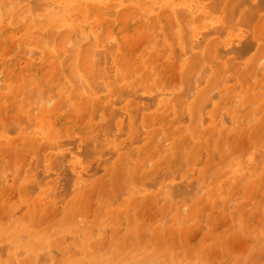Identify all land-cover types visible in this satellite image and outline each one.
I'll return each mask as SVG.
<instances>
[{"label": "rangeland", "instance_id": "1", "mask_svg": "<svg viewBox=\"0 0 264 264\" xmlns=\"http://www.w3.org/2000/svg\"><path fill=\"white\" fill-rule=\"evenodd\" d=\"M198 1L200 0H194L192 2V7L194 5H197L196 2ZM214 1L217 3L219 0ZM236 1L239 3V0H229V2H227L226 0V2L223 1L221 7L217 6L215 8V19L213 21V25L216 23H220L223 25L225 24L224 21L228 23V27H226L225 29L226 35H224L225 32L223 30L225 27L223 28L221 26L219 28H216L218 29V31H216L214 29L215 26L213 29H211L212 25L201 27L199 28V32L194 34L193 25L191 23L183 21L182 18L178 17L171 9L162 11V14H156L149 11L148 8H141L138 7V5H130V9L129 7L127 8V15L131 23L133 22L132 26H135L133 27V29L132 27L128 28L129 30H126L127 33L124 32L123 34L125 36V38L123 39L126 40V38H128L129 40L130 38V42L128 40L126 41L127 43L129 42V45L124 42L125 40H122V42L119 41L120 39L117 40L115 35H110L112 29L109 30L110 32L108 35L105 34L106 37L105 35L103 37V39L105 38L104 40H106V42H104L103 39H100L97 35H100V33L103 34L104 31H102L101 26L97 27V25L100 23L95 19V16L93 15L91 16L90 20L92 21L93 25L96 24L94 26V30H97L96 38H82L81 41L77 43L76 39L81 35H78L79 32L77 30L75 31L66 29L63 28V26L56 28V33L62 30L66 33L64 39L60 40L64 43H66L67 41V44H64L65 46L74 44V46L71 47H75L76 50H72L70 51V53H61L58 51V47H55V45H53L52 47V44L59 45L58 42H60L59 40L56 41L54 38L51 39L53 43H49L50 48L47 43L48 41L44 42L35 40L32 36V31L27 27L21 26V20L16 22V26L13 25L9 28H6V31L0 30V84L2 82L1 80H3V88L6 86V88L4 89L0 86V91L2 90L3 92H0V121L2 120V123L0 122V246H2L4 249L1 250L2 247H0V264H42L43 261L45 262L43 264H264V169H260L261 164L260 166L257 165L259 164L258 162H256L259 159L257 156L259 154L255 153L256 151L259 153L264 152V52H262L264 51L262 50L264 49V32L261 31V29L264 30V28H262L264 27V21H261L264 20V3H260V1L264 0L259 1L260 5L258 4L257 0H240L238 7L234 9ZM254 1L255 3H252ZM228 3H230L231 5L229 4V6H227ZM251 3L253 5H251ZM253 6L254 9L255 6L257 8H260L256 9L257 12L254 11V13H256V17L252 21L253 18L251 17L250 19V17H246L245 14L247 16L252 15L254 17L252 10ZM218 7L220 8V11L216 12V10L219 9ZM225 7L227 9L230 8V15H227L228 13L226 12L228 10H226ZM247 9L249 11L252 10L251 14H249V11L245 12V10ZM240 12L243 13V15L241 13L243 17L245 16L247 18V21H242V19H240L243 18L239 15ZM106 16L107 15H104V17L108 19H112L113 17L112 15H108L107 17ZM226 16L228 17L227 19L225 18ZM248 18L251 20V22ZM232 20L233 24L230 26ZM259 20L261 22L258 23H262L260 31L259 28L256 27L257 25L254 26L255 23H257L256 21ZM248 21L250 24L248 23ZM135 24H137V26ZM248 25H250V28ZM12 27H14V29ZM221 28L223 31L221 30ZM247 28L249 29L247 30ZM208 29L214 30V33H212L213 31L210 32L212 33L209 35L210 37L208 35H205L203 32L204 30L207 31ZM255 29H257L258 32H262L261 37L259 35L260 33L257 37L258 32L256 33ZM21 30L25 31L23 32ZM8 31L11 32H9L11 36L6 37ZM18 31H20L19 34H16L18 33ZM215 31L217 33L220 31V34L218 35ZM221 32H223V35H221ZM4 33L6 36L4 35ZM13 33L15 34L14 36ZM253 33L256 34V36H254ZM202 34L205 36H203ZM206 36L208 38H206ZM67 37L69 40H71L72 38L73 43L68 41ZM212 37L213 39L216 38L215 40L217 41L214 50L219 49V46L221 47L222 45V47L220 48L221 51L218 50L217 54L215 53L216 56L212 57L213 59H210L209 56L207 57L208 59H206V55L209 53V51L206 49V42ZM232 37L235 39L232 40ZM205 38L206 41H204ZM230 39L232 40V42ZM245 39L248 40L249 43L246 42L248 44H245ZM114 40L115 42H113ZM21 41L22 43H20ZM220 42L221 44H219ZM24 43L25 45H23ZM85 43L86 47L87 45H89L86 50V54H88L87 57L90 58L91 63L93 62V60H95V64L93 62L95 68L96 64L104 63L102 59L101 63L99 62L100 60H97L98 55L100 54L102 56L103 54L102 51V54L98 52L100 51L99 49H101V47L103 46L102 49L104 50V44L105 46H107V44H110V46H108L111 47L112 44L114 45L116 43L114 46H117V50L115 49L113 51V55L109 53L113 58L111 57V59L109 60L105 59V57L109 58V56L106 54L104 56L103 54L106 63L108 61V64L113 63L112 70L111 68H108L110 65H105V63L104 65L106 68L102 67L103 65H101L100 67L98 64L99 69H108V71H111L110 74L113 73L112 75L115 77H118L116 75L127 73V78L132 81L133 84L138 81V78L142 82L145 80V84L147 85L145 87V90L137 89L139 91L138 92L136 88H131L127 85V88H125L126 86L123 87L120 81L121 78H118L116 82L115 79L112 80L113 77L110 75L109 77L111 79L109 78L108 81L112 82H110L111 87L108 81H102L99 79L96 83L94 82L96 85L92 83V85H95V87H92V85H89L88 82H85L86 80L85 78H83L81 70L78 69V65H75L77 63L75 59L79 57L80 49H82L81 47L84 46ZM121 43L127 45L128 48ZM199 43L201 44L199 45ZM231 43L233 46L231 45ZM19 45H21L22 47L26 46V49L24 50V48L20 47ZM40 45H44L46 47H41ZM216 45L219 46L216 47ZM227 45H231L233 50H236V52L241 55L239 56L238 54H235L234 51L231 50L232 48L230 46V49H227ZM33 46H35L36 48H34ZM109 47L108 49L110 51L111 48ZM19 48H22L23 50ZM124 48H126V52ZM33 49H38L41 52L37 51L39 54L36 52L35 55ZM42 49H45L46 51ZM92 49H96L95 51H93L95 53H93L92 55L94 59H91L90 55L92 54ZM222 49L229 52H226V54ZM258 49H260L261 51L259 50V52ZM19 50L23 52L25 51L24 54ZM16 51H18L19 53H17ZM27 52H31V58L29 56V53ZM96 52H98V54H96ZM221 52H223L225 56H221L222 59H220L219 61L220 56H218V54L222 55ZM44 53L47 54L43 55ZM17 54L19 59L18 61L17 59H15L17 58ZM117 54H120L119 57L122 59L121 62H117L120 66L122 65V69L114 61V55ZM11 55L15 56V58ZM48 55L53 56L51 62L49 64H42V61ZM55 55L56 58L54 57ZM233 55H236V60L234 59L235 56ZM254 55L256 56V58ZM68 56H70V60L74 57V64L63 61L64 58L66 60V57ZM23 58L25 62H27L26 66H23V64H21L23 62L21 61ZM230 58H233L232 61ZM7 59L8 61H6ZM27 59L28 61H26ZM98 59H100V56ZM125 59L127 60V62H125ZM110 60H112L113 62ZM25 62L23 63L25 64ZM63 62L65 64L69 63L71 66L68 67V69H65L67 68V66H69V64L65 65ZM124 62L126 64H124ZM227 63L229 64L227 65ZM234 63H238V65L236 64V70L234 69L236 67H234ZM8 64H11L12 69L11 67L8 68L9 70H11V73H9V70L4 68V66H10ZM19 64L20 67L18 66ZM205 64L207 65L208 70L204 67ZM217 64H220L221 66H218ZM232 64L233 69H231ZM41 65L45 66L43 67ZM116 65L117 67L119 66L118 70L116 69ZM214 65L215 67L217 65L218 68H214ZM34 66L36 69L34 68ZM16 67L19 68V72ZM47 67L48 71L46 70V73L44 68ZM32 68L35 70H32ZM40 68L42 70H39ZM63 68L66 71L63 70ZM72 69L74 71L73 73H71V75L69 71L72 72ZM15 70L17 72V76ZM7 71H9L8 73L10 75L6 73ZM41 71H44V73H42ZM106 71L103 70V73H105ZM115 71L117 72L116 74ZM127 71H129V73ZM38 72L40 73L39 75H41L42 78L38 75ZM213 72H223L224 75L221 74L220 79H215L214 81H212L211 79H214V76H212L214 74ZM227 72H229L231 75ZM14 73L15 75L13 76ZM5 74L8 75L5 76ZM75 74H78L79 78L81 77L83 79H80L81 83L85 82V85L88 83L87 87H89V89H92V92H94L93 94H89L88 92H86L91 91V89L86 90L84 88V91H80L81 94H83L82 97H69L71 95L69 93V87H67L68 90L65 89V93V90H63V88L65 87L61 88V86L64 85L66 79L67 80L65 86L67 84V86H69V83L73 78L72 76L74 75L76 77ZM19 75L20 77H18ZM199 75L202 77V79L200 78L201 80L197 79V77L199 78ZM15 76L18 78H16ZM58 76L61 77V79H58ZM13 77L16 78H14L16 81L13 79ZM9 80L12 81V83ZM58 80H63V84L62 82L59 83ZM74 80L79 84L78 78L77 80L74 78ZM6 81L7 84H5ZM200 81L201 83L199 85ZM17 82L21 83L19 84ZM77 83L76 85H78ZM81 83L78 85V87L81 86ZM98 83L100 84L98 85ZM209 83H211L210 87L208 86ZM85 85L83 84L82 87H85ZM46 86L48 88H46ZM43 87H45V89ZM103 87L104 89H106H102ZM52 88H54V90L56 91L53 90V92L51 90ZM183 88L185 90L182 93ZM12 89L15 90L13 91ZM107 89L109 93L107 92ZM202 91H204L205 95L202 98L200 97V101H204L205 105L208 106L204 107L203 105L204 110L202 109V114H200L202 116L198 115V118L200 119L201 117H203V119L206 118L205 120H201V125L198 124V129L204 130L206 128H209V131L207 130V139L204 138L200 140L199 134L193 135L194 129L191 126L189 127V125L191 124L190 122L192 120V117L190 116V106L192 104V101L195 98L197 99V97L202 94ZM45 92L47 93L45 94ZM55 92L59 93L57 94ZM121 92L125 95L127 92V95L125 96ZM158 92L160 94H157ZM224 92L227 93V96L228 98H230V100L228 99L229 104H226V107L223 109V104L222 106H220L221 103L219 101H221L220 95ZM60 93H64V95ZM153 93H156L159 96H157L156 94H154V96ZM213 93L216 95H214ZM111 94H113L114 96ZM129 94L133 95L134 97L139 95L140 98L138 99L140 100L138 101H140V104L138 103L136 98L131 97ZM212 94L216 97H214ZM21 95L22 97L18 99ZM106 95L108 96V98ZM123 96L125 97L122 100ZM51 97L52 99L50 100ZM101 97L108 100H105ZM142 97H144L145 99H142ZM80 98L83 102H81ZM204 98L206 99V101L204 100ZM168 99L171 101H168ZM65 100L68 103L64 102ZM79 100L81 103L79 102ZM237 100L238 106L236 104ZM126 101H128V106H126ZM142 101L145 103L147 101V104H150L151 102L149 108L147 107V105H145L147 108L144 107V109L140 107V105L142 106ZM99 102L101 105L99 104ZM10 103L12 104L10 105ZM61 104L62 106H60ZM85 104L86 106H80ZM98 104L99 109L101 108L100 110H96V106H98ZM132 104H134L133 106H136L137 104L139 105V109L138 106H136L138 111L137 114L133 112L134 109H131ZM4 105L6 106L5 110H3ZM110 105H112L113 107ZM176 105H181L179 110L177 109L178 106ZM24 106L25 108L23 109L22 107ZM32 106L36 107V112L34 111ZM120 107H124L125 109L123 108L122 110ZM113 108H117L115 111L116 114L112 112ZM128 108H130L129 110L131 111H129ZM228 109L229 112H227ZM10 110H12V112L15 111L14 114H12ZM223 110L225 116L228 115L227 120L223 115L225 117L224 122H222L223 120L219 121V119H221L219 118V115L221 116L223 114H221ZM27 111L29 113L31 112V115ZM119 111L123 113L120 112V114L118 113ZM183 111L185 114H183ZM66 112H68L66 114L68 115L67 118H65ZM106 112L108 113L111 121L107 119L108 116ZM18 113H22L21 115L24 114L25 117L27 116L31 119H26L24 117L25 119L23 120V116H21L22 119L20 121L18 120ZM37 113L41 120H39ZM170 113L172 115H170ZM234 113L235 115L232 116ZM52 114L54 115V117L50 118ZM123 114H126V117H124ZM134 114H139V118L138 116L136 117L138 119V124L142 125V129L139 128L141 129V132L139 134L140 130L137 129V125V128L135 127L138 132V136L140 135L141 139L140 137L136 138H139L140 140L133 137L134 135L137 136V133L135 131L133 132L136 134H133L132 137L135 140H139V142L134 140V142L131 141V144L129 145L128 139H132V134L129 131H131L132 129H128V131L127 129H124L127 132L124 131L125 134L123 133L119 136L117 135L118 138L116 137L117 139H115L114 137L115 140L112 139V141L116 142V145H118L119 143L120 145L118 146L121 147L127 146L124 145L125 142V144H128L127 148H121L117 146V150L112 149L113 151H116L114 154L109 153L110 151L107 152V154L106 152H104V150L102 152V155L98 154L99 152L96 151V153L92 154L94 148L91 151V143L87 142L92 141L93 147H95V143L97 144V142L100 143V141H104L103 143H105L104 145H106V147L103 146V149H109V147L111 146L113 147L112 141L106 142L108 141L106 139H109L106 135H109L110 133H112V131L116 132L117 130L120 131L121 129H123L121 128L123 118L124 125L126 122L125 120H127L128 125L126 124V126H128L129 128H132V126L134 127V123L136 122L135 120V122H133V118H135ZM14 115H18V118ZM183 115L185 116L182 117ZM12 116L16 117L17 119H14ZM73 116H75L76 118ZM155 116H157L158 118H155ZM231 116L233 119L231 118ZM32 117H35L36 119H33ZM179 117H182V120L184 121H178ZM115 118L118 121L115 120ZM168 118L171 121H169ZM44 119L46 122L43 121ZM62 119L64 124L62 122ZM92 119L93 121H91ZM53 120L55 121V123ZM167 120L170 122L169 125H167L168 122L166 124ZM202 121L208 122L202 124ZM24 122L26 124H24ZM106 123H109V126ZM50 124L52 125L51 136H55L54 138L53 136L51 138V136L49 137V135L47 136L45 134L47 128H50ZM143 124L145 125V127ZM164 124L166 127H163ZM47 125L49 126L47 127ZM75 125H77L75 128L77 133L74 129ZM111 125L115 127L113 128L114 130L111 129L112 131L110 130ZM181 125L182 127L179 128ZM13 126H16V129L22 130L15 129V131ZM104 126L105 128H103ZM126 126L125 128H128ZM81 127L84 129H82ZM24 128L26 129V131H23ZM42 128H45L46 130ZM64 128L68 129L65 130ZM10 129L13 131L11 132ZM62 129L63 131H61ZM107 129L110 130L109 133ZM167 129H169L168 132L170 134L167 133ZM104 130L106 131L103 132ZM118 131L116 132L117 134L119 133ZM196 131L197 130H195V132ZM212 131L215 133L212 134ZM175 132L179 133L175 134ZM42 133L46 136H44ZM97 133L100 139L94 138L97 137ZM116 133H114V136ZM232 133L235 134L232 135ZM59 135L61 137L66 136V140L68 142L66 140L63 141L64 139L61 140L62 138L59 137ZM186 135L189 138V142L185 141V139H188L185 138ZM111 136L113 138V134ZM89 138L91 140H87ZM181 138H183L184 141L181 140ZM221 138L222 141L221 144H219ZM31 139L34 140L31 142ZM59 139L61 141H58ZM70 139L71 141L74 140V143L72 142L73 144L69 143ZM84 139L87 141H85ZM162 140L164 141L162 142ZM207 140L211 141V143H208ZM126 141H128V143ZM149 141H151L152 143L154 142L153 145ZM182 141L185 142L184 147ZM30 142L33 144H31ZM157 142L160 144L158 145ZM198 142L200 145L198 144ZM196 143L199 145V147L197 146L198 157L200 156V153L201 155L204 153V156L206 152V155L204 156V158L202 156L200 157L204 159H201L202 163L195 164L193 167V164L191 165L189 162L188 151L191 146L196 147ZM146 145L148 147H145ZM157 146H159V148L161 147L163 151L159 152L158 150V153L156 152V155L155 151H157ZM208 146L212 147L215 151H213L212 148H208ZM97 148L98 147L96 146V149ZM165 148L167 150H164ZM258 148H260V150H257ZM18 149H21L22 151H19ZM142 149L144 150V152ZM79 152L81 153V155ZM179 152L180 154H182V156L179 155ZM63 153L66 157L63 155ZM121 153H123L122 156ZM150 153L153 155L151 156ZM138 154H140L141 157ZM59 155L63 157L61 160V156L59 157ZM97 156H99V158L102 157L101 160L97 158ZM120 156L122 159L123 157H126L127 161L125 160V158L124 160H120ZM213 156H215V159ZM95 157L97 159H95ZM128 159H130L129 161L132 162H129ZM206 159L208 161L207 163L205 162ZM87 160H90V162H88ZM137 160L139 161L137 162ZM146 160L148 161L147 165ZM162 160L164 162H162ZM179 160L180 162H183L180 163V165L182 164L181 166L178 164ZM92 161L95 164L97 163L98 165L96 164L95 166ZM125 161L128 163H126ZM159 161H161L162 163H160ZM118 162H120L119 165L117 164ZM154 163L155 165H153ZM175 163H177V165ZM156 165L157 167H155ZM174 165L176 166L174 167ZM58 166L60 169L58 168ZM95 167L99 168V170L95 169ZM164 168L168 170L170 174L176 173L177 176L175 175V178L172 177L173 175L170 176L169 172L166 173L167 171L165 172ZM194 168L196 170H193ZM160 169H164V173ZM159 170L161 172H159ZM177 170H179L178 173ZM191 170H193L192 173ZM50 171L52 172V175L49 174ZM86 171L87 173H85ZM91 171H93L92 174L94 173V175L89 173ZM56 172L57 175L55 174ZM47 173L49 175H46ZM68 173H70L71 175ZM84 173L89 174L85 175ZM161 173L167 175L168 177L163 176V174ZM38 175L39 177H37ZM157 175L161 177L163 176L165 178L160 179L161 177H159L158 180ZM67 176L68 178H66ZM42 179L43 181H41ZM49 179L50 181L52 180L53 182H55H52V185L50 183L46 184L47 182H49ZM188 179H191L190 182H187ZM45 180H47V182ZM66 180L69 181V183H67L69 184L68 186L67 184H65ZM145 180L146 184H141L140 181ZM56 182L58 185L60 184L59 182H61L63 187L60 186L61 184L58 186ZM171 182L173 184H171ZM181 182L187 183L191 191L187 188V185L183 186ZM174 183H176V185ZM22 185L26 186H23V188H21L20 186ZM55 185L60 188L58 191H61L58 195L54 194L59 193L55 189ZM160 185L162 186V188ZM182 186L183 188L186 187V189L184 190L188 189L189 192L185 191L182 194L179 190V187H181V190L183 192ZM67 189L68 191L66 192ZM161 189H163V191ZM23 190L25 191L23 192ZM178 192L180 193L178 194ZM26 193L29 196L32 195L31 199H35V201L32 202L29 198H27ZM174 193H176V195ZM186 193H191L188 199L189 201L191 199L190 202L187 200L188 196H185L187 195ZM44 195H47L48 197L39 200V198H42L41 196ZM54 197H58V200H60V202H56L57 200L55 199L57 198L54 199ZM7 247H9V249ZM43 250L48 252H43ZM42 252L44 254L46 253L50 258L46 257L43 259L44 255H39ZM38 256L41 258H39ZM39 259L41 260V262L39 261Z\"/></svg>", "mask_w": 264, "mask_h": 264}, {"label": "bare ground", "instance_id": "2", "mask_svg": "<svg viewBox=\"0 0 264 264\" xmlns=\"http://www.w3.org/2000/svg\"><path fill=\"white\" fill-rule=\"evenodd\" d=\"M194 0H0V30L1 31H4L6 28H9V27H11V26H13V25H15L16 26V22H18L19 20H21V26L22 27H27L29 30H31L32 31V36L34 37V39L35 40H40V41H48L47 43H48V46H49V48H50V45H49V43L50 42H52L53 43V41L51 40L52 38H54L56 41L57 40H63L64 39V37H65V35H66V33L65 32H63V30L62 31H60V32H58V33H56L55 32V30H56V28H58V27H60V26H63V28H66V29H71V30H77L78 32H79V34L78 35H80L79 36V38L77 37V43L79 42V41H81V39L82 38H87V39H90V38H92V37H94V38H96V35H97V33H96V31L97 30H94L95 28H94V26L96 25H93L92 24V21L90 20L91 19V16L93 15V16H95V19L101 24H98L97 25V27H99V26H101V28H102V31H104L103 32V34L102 33H100V35L98 34L97 36H99V38L100 39H103V37H104V35L106 34V35H108L109 34V30H111L112 29V33L110 32V35H112V36H116V38H117V40H119V41H122V40H125V39H123V38H125V36L123 35L124 34V32L125 33H127L126 32V30L128 29V28H131L132 27V29H133V27H135V26H132L133 24V22L131 23V21H130V19H129V17H128V7L130 6V5H138V7H141V8H148V10L149 11H151V12H154V13H156V14H162V11H167V9H171L178 17H180V18H182V20L183 21H186L187 23H191L192 25H193V27H194V34L195 33H197V32H199V28H201V27H206L207 25H212L211 27V29H213L214 28V26H215V30L216 31H218V29H216V28H219V27H225L223 30H224V32L226 31L225 29H226V27H228L227 26V24L228 23H226L225 21H224V23L225 24H220V26H219V24H214L213 25V21H214V12H215V8L217 7V6H220L221 7V5L223 4V1L224 2H226V0H216V1H218L217 3L213 0V1H211V0H204V1H206V2H204L203 0H200V1H198V2H196L197 3V5H194L193 7H192V2H193ZM241 1H243V0H241ZM259 1L260 0H257V2H258V4L260 5V3L262 2V3H264V1H260V3H259ZM227 2H229V0H227ZM245 2V1H244ZM256 2V3H257ZM238 2L236 1V5H234V9H236L237 7H238V5H239V3H240V0H239V3L237 4ZM247 3V2H246ZM252 3H255V1L254 2H252ZM251 3V5H253ZM261 3V4H262ZM229 4L230 3H228V5L227 6H229ZM211 5V6H210ZM226 5V4H225ZM224 5V6H225ZM231 5V4H230ZM248 5H250V4H248ZM236 6V7H235ZM262 6V5H261ZM219 8V7H218ZM224 8V7H223ZM253 9V14H254V17L252 16V15H249V16H247L246 14H245V16L246 17H250V19H251V17L253 18L252 19V21L255 19V17H256V13H254V11L255 12H257V10L256 9H258V8H260V7H256L255 6V9H254V6L252 7ZM106 9V10H105ZM129 9H130V7H129ZM225 9L226 10H228L226 13H228L227 15H230L229 13V10H230V8L229 9H227L226 7H225ZM250 9V8H249ZM262 9V8H261ZM222 10V9H221ZM252 10H245V12L246 11H249V14H251V12H252ZM156 11V12H155ZM217 11H220V8L219 9H217L216 10V12ZM236 12V11H235ZM244 12V13H245ZM220 13V12H219ZM241 13L242 12H240V16H242L243 15V13H242V15H241ZM248 13V12H247ZM146 14V13H145ZM104 15H112L113 17H112V19H108V18H105L104 17ZM106 16V17H107ZM161 16V15H160ZM239 16V17H240ZM243 17V18H240V19H242V21L244 20V21H247L246 19V17ZM110 17V16H109ZM226 19L228 18L227 16L225 17ZM261 18H262V16H261ZM239 19V18H238ZM249 19V18H248ZM249 19V20H250ZM220 20V19H219ZM261 20V19H260ZM256 21L257 23L258 22H261V21H264V20H261V21ZM182 22V21H181ZM180 22V23H181ZM238 22V21H237ZM240 22V21H239ZM250 22H251V20H250ZM138 23V22H137ZM141 23V22H140ZM242 23V22H241ZM248 23H249V21H248ZM247 23V24H248ZM257 23H255V25L254 26H256V27H258L259 28V31H260V27H262V23H258V24H260V25H258ZM230 24V23H229ZM233 24V20H232V22H231V24H230V26ZM244 24V23H243ZM250 24V23H249ZM19 25V24H18ZM17 25V26H18ZM136 26H137V24H135ZM139 25H141V24H139ZM20 26V25H19ZM218 26V27H217ZM245 26V25H244ZM249 26V28H250V25H248ZM13 29H14V27H12ZM249 28H247V30L249 29ZM262 28H264V27H262ZM12 29V30H13ZM232 29V28H231ZM236 29V28H235ZM10 30V29H9ZM27 30V29H26ZM129 30V29H128ZM190 30V29H189ZM209 30V29H208ZM207 30V31H208ZM220 30V29H219ZM221 30H222V28H221ZM222 30V31H223ZM243 30V29H242ZM6 31V30H5ZM21 31H25V30H21ZM30 31V32H31ZM132 31V30H131ZM134 31V30H133ZM200 31H203V30H200ZM207 31L206 30H204L203 32H204V34L205 35H210V34H212V33H214V30H209L208 31V33H207ZM211 31H213L212 33H210ZM215 31V32H216ZM261 31L262 32H264V30H262L261 29ZM10 31H8V33H7V36L5 35V33H4V35L6 36V37H9V36H11V32L9 33ZM19 32L20 31H18V33H16V34H19ZM107 32V33H106ZM203 32H201V33H203ZM206 32V33H205ZM255 32L257 33L258 31H257V29H255ZM262 32H258L257 33V37L260 35V37H261V33ZM72 33V32H71ZM131 33V32H130ZM129 33V34H130ZM133 33V32H132ZM187 33V32H186ZM217 33V32H216ZM222 34L221 35H223V32H221ZM232 33H233V30H232ZM260 33V34H259ZM8 34H10V35H8ZM73 34V33H72ZM218 35L220 34V31L217 33ZM254 34V33H253ZM259 34V35H258ZM1 35H2V33H1ZM15 34L13 33V36H14ZM69 35H70V33H69ZM74 35V34H73ZM76 35V34H75ZM106 35H105V37H106ZM121 35V36H120ZM128 35V34H127ZM203 35V34H202ZM205 35H203V36H205ZM220 35V36H221ZM224 35H226V32H225V34ZM77 36V35H76ZM102 36V37H101ZM111 36V37H112ZM120 36V37H119ZM254 36H256V34H254ZM68 37H70V36H68ZM68 37H67V40L68 41H70L71 43H73L72 41H73V39L71 38V40H69L68 39ZM122 37V38H121ZM128 37H130V36H128ZM210 37V36H209ZM215 37V36H214ZM219 37V36H218ZM257 37H255V38H257ZM1 38V37H0ZM11 38V37H10ZM93 38V39H94ZM98 38V39H99ZM206 38H208L207 36H206ZM206 38L204 39V41H206ZM224 38V37H223ZM229 38V37H228ZM237 38V37H236ZM251 38V37H250ZM80 39V40H79ZM105 39V38H104ZM103 39V41L104 42H106V40H104ZM192 39V38H191ZM200 39V38H199ZM216 39V38H215ZM215 39H213V37L212 38H210L207 42H206V49L209 51V53L206 55V59H208L207 57L209 56V58L211 59L212 57H214V56H216V54H217V52H218V50L219 51H221V47H222V45H221V47L219 46V45H216V47L217 46H219V49H215L214 50V48H215V44H217V41L215 40ZM233 39H235V38H233L232 37V40ZM249 39V38H248ZM8 40H9V38H8ZM49 40H51V41H49ZM84 40H86V39H84ZM128 40V38H126V40L124 41V42H126ZM231 40V39H230ZM232 40H231V42H232ZM255 40V39H254ZM257 40V39H256ZM7 41V40H6ZM40 41H38V42H40ZM56 41H55V43H56ZM75 41V40H74ZM129 42H130V38H129V40H128ZM189 41V40H188ZM196 41V40H195ZM202 41V40H201ZM228 41V40H227ZM33 42V41H32ZM37 42V43H38ZM84 42V41H83ZM93 42V41H92ZM113 42H115V40L113 41ZM113 42H111V43H113ZM123 42V41H122ZM128 42V43H129ZM198 42V41H197ZM200 42V41H199ZM246 42H248V40H246L245 39V44H248V43H246ZM20 43H22V41L20 42ZM27 43V42H26ZM59 43V45H56V44H52V47H53V45H55V47H58L57 49H58V51L59 52H61V53H70V51H72V50H76L75 49V47L73 48V47H71V46H74V44L72 45H70L69 44V46H65L64 44H67V41H66V43H64L63 41H60V42H58ZM76 43V44H77ZM88 43V42H87ZM127 43V42H126ZM127 43V44H128ZM189 43V42H188ZM193 43V42H192ZM205 43V42H204ZM225 43V42H224ZM223 43V44H224ZM240 43H244V42H240ZM28 44V43H27ZM32 44V43H31ZM41 44V43H40ZM51 44V43H50ZM104 44V43H103ZM116 44V43H115ZM114 44V45H115ZM120 44V43H119ZM121 44H124V43H121ZM201 43H199V45H200ZM203 44V43H202ZM219 44H221V42L219 43ZM229 44V43H228ZM245 44H243V45H245ZM23 45H25V43L23 44ZM33 45V44H32ZM37 45V44H36ZM78 45V44H77ZM80 45V44H79ZM82 45V44H81ZM94 45V44H93ZM110 46V44H107V46ZM113 44L111 45V47H109V48H111L110 49V51H109V49H108V47L107 46H105V44H104V47L105 48H107V49H105L104 48V50L102 49V47H101V49H99L100 51H98L99 53H101L102 54V52H103V54H104V56H105V54L106 55H108L109 56V58H106L105 57V59H111V57H112V55H113V51L116 49L117 50V46L115 47ZM125 45V44H124ZM129 45V44H128ZM151 45H152V43H151ZM195 45H196V43H195ZM231 45H232V43H231ZM231 45H229L230 47H231ZM242 45V44H241ZM240 45V46H241ZM20 47H22L21 45H19ZM41 46V45H40ZM44 46V45H43ZM43 46H41V47H43ZM47 46V47H48ZM113 46V47H112ZM127 48H128V46L127 45H125ZM208 46V47H207ZM228 46V45H227ZM229 46H228V48L227 49H230L229 48ZM233 46V45H232ZM245 46H247V45H245ZM249 46V45H248ZM34 48H36L35 46H33ZM44 47H46V46H44ZM87 47H89V45H87ZM87 47H86V43H85V45L84 46H82L81 48L82 49H80V55H79V57H77L75 60H76V64L75 65H78V69H80L81 70V72H82V75H83V78H85V82H88L89 83V85H92V83H96L97 82V80L99 79V80H102V81H108V79L110 78L109 77V75L110 76H112L113 78H112V80L113 79H115V81L117 82V79L118 78H121L120 79V81H121V83H122V85H123V87L124 86H130L131 88H136V90L137 89H142V90H145V87L147 86L146 84H145V80L142 82L141 80H139V78H138V81L135 83V84H133V82L132 81H130L127 77H128V74L127 73H122V75L121 74H119V75H116V76H118V77H115V76H113L112 74L113 73H111L110 74V70L108 71V69H106L107 71H108V73H107V71L105 70V65L106 64H108V60H106V61H108L107 63L105 62V60H104V56H103V54H102V56L99 54L98 55V58H99V56H100V59H98L97 57V60H100L99 62L101 63L102 62V60L104 61V63H105V65H104V63H101V64H99V66L101 67V65H103L102 67H105V68H103L102 70H101V68L99 69V66H98V64H96V68H98V69H96L95 68V66H94V64H95V60H93V62H94V64H93V62L91 63V61H90V58L89 57H87L88 56V54H86V50H87ZM191 47V46H190ZM192 47H193V45H192ZM195 47H197V46H195ZM200 47V46H199ZM198 47V48H199ZM235 47V46H234ZM22 48H24V50L26 49V46L24 47H22ZM22 48H19V49H21V50H23ZM73 48V49H72ZM77 48V47H76ZM232 48V47H231ZM238 48V47H237ZM248 48V47H247ZM46 49V48H45ZM45 49H42V50H44V51H46ZM54 49V48H53ZM113 49V50H112ZM121 49H123V48H121ZM126 48H124V50H125ZM189 49V48H188ZM200 49V48H199ZM226 49V48H225ZM21 50H19L21 53H23L24 54V52L23 51H21ZM34 50V49H33ZM96 50V49H95ZM95 50H93L92 49V54H90L91 55V59L93 58L94 59V57H92V55H93V53H95V52H93V51H95ZM106 50H107V52H106ZM223 51H225V53L227 52H229V51H227V50H224V49H222ZM231 50H233V48L231 49ZM242 50V49H241ZM260 49H258V51H259ZM262 50H264V49H262ZM14 51V50H13ZM39 52L40 50H34L33 52H34V54L36 53V52ZM55 51H56V49H55ZM57 51V52H58ZM102 51V52H101ZM106 53H105V52ZM234 51V53L235 54H238L239 55V53H237L236 52V50H233ZM246 51V50H245ZM261 51V50H260ZM259 51V52H260ZM17 53H19L18 51H16ZM37 52V53H38ZM41 52V51H40ZM56 52V53H57ZM98 52H96V54H98ZM125 52H126V50H125ZM201 52V51H200ZM232 52V51H231ZM230 52V53H231ZM262 52H264V51H262ZM11 53H13V52H11ZM15 53V52H14ZM20 53V54H21ZM27 53H29V52H27ZM31 53V52H30ZM29 53V56L31 55ZM109 53H111V54H109ZM216 53V54H215ZM220 53V52H219ZM222 53V55L221 54H218V56H220V58H219V61H220V59H222L221 58V56L223 57V52H221ZM226 53V54H227ZM10 54V53H9ZM26 54V53H25ZM39 54V53H38ZM37 54V55H38ZM41 54V53H40ZM47 54V53H46ZM45 53L43 54V55H46ZM133 54V53H132ZM257 54V53H256ZM255 54V55H256ZM262 54V53H261ZM15 55V54H14ZM36 55V54H35ZM74 55V54H73ZM119 55L120 54H117V55H114V61L117 63V62H121L122 61V59L119 57ZM126 55V54H125ZM181 55V54H180ZM210 55H211V57H210ZM241 55V54H240ZM239 55V56H240ZM254 55V56H255ZM259 55V54H258ZM11 56H13V55H11ZM32 56V55H31ZM31 56H30V58H31ZM40 56V55H39ZM66 56V55H65ZM94 56H96V55H94ZM122 56H124V55H122ZM225 56V55H224ZM233 56H235L234 57V59L236 60V55H233ZM232 56V57H233ZM254 56H253V58H254ZM257 56V55H256ZM256 56H255V58H256ZM14 58H15V56H13ZM27 57V56H26ZM35 57V56H34ZM52 55H48L43 61H42V64H49L50 62H51V59H52ZM55 58H56V55L54 56ZM69 57L70 56H68V57H66V60H65V58H64V62L66 61V62H69V63H72V64H74V57L73 58H71V60L69 59ZM103 57V58H102ZM126 57V56H125ZM261 57V56H260ZM10 58V57H9ZM29 58V59H30ZM38 58V57H37ZM42 58V57H41ZM54 58V59H55ZM95 58V59H96ZM113 58V57H112ZM191 58V57H190ZM217 58V57H216ZM12 59V58H11ZM10 59V60H11ZM15 59H17V61L19 60L18 59V54H17V58H15ZM102 59V60H101ZM127 59V58H126ZM125 59V62H127V60ZM213 59V58H212ZM228 59V58H227ZM231 59V58H230ZM233 59V58H232ZM232 59H231V61H232ZM35 60V59H34ZM124 60V59H123ZM229 60V59H228ZM4 61V60H3ZM6 61H8V59L6 60ZM5 61V62H6ZM21 61H23V62H25V60H24V58L21 60ZM26 61H28V59L26 60ZM110 61H112V60H110ZM201 61V60H200ZM207 61V60H206ZM224 61V60H223ZM230 61V60H229ZM228 61V62H229ZM253 61V60H252ZM254 61H255V59H254ZM21 63V64H23V66L25 65H27L26 63L27 62H25V64L24 63ZM63 62V63H64ZM113 62V61H112ZM124 62V64H126ZM209 62V61H208ZM251 62V61H250ZM257 62V61H256ZM7 63V62H6ZM10 63V62H9ZM18 63V62H17ZM16 63V64H17ZM31 63H33V62H31ZM38 63V62H37ZM69 63H66V64H69ZM211 63V62H210ZM216 63V62H215ZM219 63V62H218ZM12 64V63H11ZM11 64H8V65H10V66H4V68H6L7 70H9L8 68L9 67H11ZM65 64V63H64ZM65 64V65H66ZM113 64V63H112ZM112 64H108V66L110 65H112ZM118 64V63H117ZM123 64V65H124ZM128 64V63H127ZM221 64V63H220ZM220 64H217L218 66L220 65ZM229 63H227V65H228ZM235 64V63H234ZM237 65H238V63H236ZM234 65V69L236 70V68H237V65ZM36 65V64H35ZM39 65V64H38ZM37 65V66H38ZM63 65V64H62ZM119 65V64H118ZM212 65V64H211ZM217 65H216V67H217ZM247 65V64H246ZM12 66H14V65H12ZM19 67H20V64L18 65ZM41 66H45V65H41ZM64 66V65H63ZM71 65L69 64V66H67V68H65V69H68V67H70ZM107 66V67H108ZM108 67L109 69L111 68V70H112V67H113V65L111 66V67ZM120 66V65H119ZM119 66L117 67V65H116V69L118 70V68H119ZM122 66V65H121ZM120 66V68L122 69L123 67H121ZM221 66V65H220ZM255 66V65H254ZM66 67V66H65ZM207 70H208V67H207V65L205 64V66H204ZM215 67V65H214V68H216ZM229 67H230V65H229ZM17 68V67H16ZM22 68V67H21ZM34 68H35V66H34ZM74 68H75V66H74ZM73 68V69H74ZM115 68V67H114ZM114 68H113V70H114ZM126 68H127V65H126ZM211 68V67H210ZM209 68V69H210ZM218 68V67H217ZM226 68V67H225ZM11 69H12V67H11ZM19 68H17V70H18ZM24 69H26V68H24ZM24 69H23V71H24ZM36 69V68H35ZM35 69H33L32 68V70H35ZM64 68H63V70H65ZM72 69V72H70L69 71V73L71 74V73H73V70ZM160 69V68H159ZM204 69V68H203ZM231 69H233V64H232V67H231ZM5 70V69H4ZM39 70H42L41 68L39 69ZM44 70L46 71H48V67L47 68H44ZM70 70V69H69ZM95 70H98V71H95ZM103 70L104 71H106L105 73H103ZM223 70V69H222ZM221 70V71H222ZM6 71V70H5ZM4 71V72H5ZM10 71V72H9ZM9 71H7L6 73H11V70H9ZM13 71V70H12ZM20 70H18V72H19ZM22 71V72H23ZM47 71H46V73H47ZM66 71V70H65ZM101 71V72H100ZM206 71V70H205ZM3 72V73H4ZM15 72H16V70H15ZM21 72V73H22ZM37 72V71H36ZM42 72V71H41ZM98 72V73H97ZM128 73H129V71H127ZM132 72H133V70H132ZM138 72H140V71H138ZM8 73V74H9ZM21 73H19V74H21ZM42 73H44V71L42 72ZM41 73V74H42ZM61 73H63V72H61ZM67 73V72H66ZM75 73V72H74ZM103 73V74H102ZM117 72L115 71V74H116ZM214 74L212 75V76H214V79L212 78L211 80L212 81H214L215 79L217 80V79H220V77H221V74H223L224 75V73L222 72V73H217V72H213ZM227 73H229V72H227ZM226 73V74H227ZM234 73V72H233ZM243 73V72H242ZM241 73V74H242ZM7 74V75H8ZM40 73L38 72V75H39ZM68 74V73H67ZM99 74H102V75H99ZM140 74V73H139ZM195 74V73H194ZM225 74V75H226ZM230 74V73H229ZM6 74H5V76H7ZM10 75V74H9ZM15 75V73L13 74V76ZM23 75V74H22ZM43 75V74H42ZM46 75V74H45ZM44 75V76H45ZM64 75V74H63ZM72 75V74H71ZM70 75V76H71ZM76 75V77L73 75L72 77V79H71V82L69 83V86H65V83H66V80H65V82H64V85H60L61 86V88H63V87H65V88H63V90H68V89H70V96L69 97H71V96H73L74 98H79V97H82L83 96V94H81V92L80 91H82L84 88L87 90V89H89V87H87V84L85 85V82H83V83H81L80 82V79H82L81 77L79 78V75L78 74H75ZM120 75H121V77H120ZM137 75V74H136ZM141 75V74H140ZM231 75V74H230ZM4 76V75H3ZM4 76V77H5ZM16 76H17V72H16ZM15 76V77H16ZM39 76H41V75H39ZM131 76H132V73H131ZM134 76H135V74H134ZM11 77H12V75H11ZM15 77H13V79L15 78ZM18 77H20V75L18 76ZM18 77H16V78H18ZM115 77V78H114ZM141 77V76H140ZM194 77V76H193ZM223 77V76H222ZM241 77V76H240ZM250 77V76H249ZM248 77V78H249ZM6 78V77H5ZM15 78V79H16ZM39 78V77H38ZM41 78H42V76H41ZM40 78V79H41ZM44 78V77H43ZM47 78V77H46ZM67 78V77H66ZM74 78L77 80V78H78V82H79V84L81 83V86L80 87H78V83H77V81H75L74 80ZM134 78V77H133ZM132 78V79H133ZM202 79V77L199 75V78L197 77V79ZM230 78V77H229ZM12 79V80H13ZM14 79V80H15ZM20 79V78H19ZM58 79H61V77H59L58 76ZM111 79V78H110ZM131 79V80H132ZM136 79V78H135ZM142 79H144V78H142ZM200 79V80H201ZM231 79V78H230ZM232 79H234V78H232ZM39 80V79H38ZM69 80V79H68ZM83 80V79H82ZM192 80V79H191ZM237 80V79H236ZM235 80V81H236ZM2 82H1V84H0V86L3 88V86H4V83H3V80H1ZM10 81V80H9ZM16 81V80H15ZM14 81V82H15ZM17 81H18V79H17ZM21 81V80H20ZM59 81V80H58ZM62 81H59V83L60 82H62ZM211 81V82H212ZM233 81V80H232ZM11 83H12V81H10ZM44 82V81H43ZM63 82H62V84H63ZM78 84V85H76V83ZM99 82V81H98ZM111 82V81H110ZM109 81H108V83H109V85L112 83H110ZM193 82V81H192ZM222 82V81H221ZM231 82V81H230ZM2 83H3V85H2ZM17 83H19V82H17ZM16 83V84H17ZM21 83V82H20ZM19 83V84H20ZM94 83V84H95ZM176 83V82H175ZM200 83H201V81L199 82V85H200ZM220 83V82H219ZM5 84H7V81H6V83ZM85 85V87H82V85ZM100 83H98V85H99ZM210 84L211 83H209V87H210ZM88 85V86H89ZM96 85V84H95ZM95 85L93 86L92 85V87H95ZM212 85H213V83H212ZM221 85V84H220ZM14 86H15V84H14ZM18 86V85H17ZM57 86V85H56ZM103 86V85H102ZM127 86L125 87V88H127ZM238 86V85H237ZM0 87V88H1ZM8 87V86H7ZM55 87V86H54ZM67 87H69L68 89H67ZM87 87V88H86ZM104 87H106V86H104ZM104 87L102 88V89H104ZM109 87V86H108ZM110 87H111V85H110ZM118 87H119V85H118ZM185 87V86H184ZM188 87V86H187ZM208 87V88H209ZM212 87V86H211ZM233 87V86H232ZM4 88H6V86L4 87ZM3 88V89H4ZM18 88V87H17ZM40 88V87H39ZM44 89H45V87H43ZM46 88H48L47 86H46ZM82 88V89H81ZM98 88V87H97ZM124 88V89H125ZM207 88V87H206ZM214 88H216V87H214ZM91 89V88H90ZM89 89V90H90ZM99 89V88H98ZM101 89V90H102ZM106 89V88H105ZM104 89V90H105ZM110 89V88H109ZM120 89H121V84H120ZM128 89H129V87H128ZM227 89H228V87H227ZM6 90V89H5ZM9 90V89H8ZM13 90V89H12ZM15 90V89H14ZM13 90V91H14ZM17 90V89H16ZM52 91L54 90V88H52L51 89ZM63 90H62V92H63ZM66 90H65V93H66ZM95 90H96V88H95ZM117 90V89H116ZM123 90V89H122ZM185 89L183 88V90H182V93H183V91H184ZM191 90H192V88H191ZM4 91V90H3ZM11 91V90H10ZM23 91H24V89H23ZM51 91V92H52ZM54 91H56V90H54ZM53 91V92H54ZM59 91V90H58ZM84 91V90H83ZM111 91V90H110ZM127 91V90H126ZM138 91V90H137ZM205 91V90H204ZM204 91H202L200 94V96H196L197 97V99L195 98L193 101H192V104H191V106H190V116L192 117V120H191V124L189 125V127L191 126L194 130H193V135H198L199 134V136H200V140H202V139H204V138H206L207 136V134H208V132H207V130L209 131V128H206V129H204V130H201V129H198V124H200L201 123V120H205V119H203V117H201V119L200 118H198V115H200V114H202L201 113V111H202V109L204 110V107L205 106H208V105H205V102L204 101H200V97L202 98L205 94H204ZM208 91H209V89H208ZM211 91V90H210ZM0 92H2V90L0 91ZM8 92V91H7ZM6 92V93H7ZM50 92V93H51ZM60 92V91H59ZM59 92H55V93H59ZM86 92H88L89 94L91 93V94H93L94 92H92V89H91V91H86ZM107 92H108V89H107ZM128 92V91H127ZM127 92H126V95H127ZM130 92H132V91H130ZM139 92V91H138ZM165 92V91H164ZM192 92V91H191ZM212 92H213V89H212ZM211 92V93H212ZM3 93V92H2ZM1 93V94H2ZM5 93V92H4ZM9 93V92H8ZM47 92H45V94H46ZM102 93V92H101ZM109 93V92H108ZM107 93V94H108ZM116 93V92H115ZM119 93V92H118ZM122 93V92H121ZM125 93V92H124ZM189 93V92H188ZM210 93V92H209ZM208 93V94H209ZM215 93V92H214ZM213 93V94H214ZM10 94V93H9ZM19 94H20V92H19ZM60 94H63L64 95V93H60ZM105 94H106V92H105ZM105 94H103V95H105ZM123 94V93H122ZM132 94V93H131ZM131 94H129L131 97H133V98H136L137 99V101L138 100H140V99H138V98H140V96L138 95V96H133V95H131ZM139 94V93H138ZM154 94H156V93H153V95ZM157 94H160L159 92L157 93ZM156 94V95H157ZM162 94V93H161ZM168 94V93H167ZM190 94V93H189ZM212 94V95H213ZM3 95V94H2ZM52 95V94H51ZM56 95V94H55ZM98 95H100V94H98ZM98 95H96V96H98ZM111 95H113V94H111ZM123 95H125V94H123ZM125 95V96H126ZM186 95V94H185ZM214 95H216V94H214ZM213 95V96H214ZM9 96H12V95H9ZM17 96V95H16ZM57 96V95H56ZM59 96V95H58ZM89 96H91V95H89ZM93 96V95H92ZM107 96V95H106ZM105 96V97H106ZM114 96V95H113ZM113 96H111V97H113ZM125 96H123V98H122V100L124 99V97ZM142 96V95H141ZM155 96V95H154ZM157 96H159V95H157ZM175 96V95H174ZM174 96H173V98H174ZM22 97V95L18 98V99H20ZM64 97V96H63ZM66 97V96H65ZM68 97V98H69ZM87 97V96H86ZM149 97V96H148ZM151 97V96H150ZM184 97H186V96H184ZM212 97V96H211ZM214 97H216V96H214ZM220 97H221V101H219L221 104H220V106H222V104H223V109L226 107V104H229V100H230V98H228V96H227V93H222L221 95H220ZM10 98V97H9ZM31 98V97H30ZM62 98V97H61ZM73 98V99H74ZM97 98V97H96ZM101 98H103V97H101ZM107 98H108V96H107ZM152 99H154L153 97H151ZM169 98V97H168ZM234 98V97H233ZM25 99V98H24ZM52 99V97L50 98V100ZM54 99V98H53ZM86 99V98H85ZM92 99V98H91ZM103 99H105V98H103ZM142 99H145L144 97H142ZM179 99V98H178ZM186 99V98H185ZM229 99V100H228ZM238 99V98H237ZM10 100V99H9ZM47 100V99H46ZM49 100V101H50ZM68 100V99H67ZM78 100V99H77ZM80 100H81V98H80ZM80 100H79V102H80ZM101 100V99H100ZM99 100V101H100ZM105 100H108V99H105ZM113 100V99H112ZM115 100H117V99H115ZM151 100V99H150ZM155 100V99H154ZM174 100V99H173ZM204 100L206 101V99L204 98ZM111 101V100H110ZM125 101V100H124ZM123 101V102H124ZM129 101V100H128ZM128 101H126L127 102V105L126 106H128ZM145 101V100H144ZM153 101V100H152ZM168 101H171V100H169L168 99ZM208 101V100H207ZM20 102H22V101H20ZM26 102V101H25ZM64 102H66V103H68L66 100L64 101ZM81 102H83L82 100H81ZM80 102V103H81ZM107 102V101H106ZM116 102V101H115ZM114 102V103H115ZM135 102V101H134ZM140 101H138V103H139ZM154 102V101H153ZM156 102H157V100H156ZM155 102V103H156ZM19 103V102H18ZM27 103V102H26ZM62 103V102H61ZM71 103V102H70ZM78 103V102H77ZM91 103H93V102H91ZM110 103V102H109ZM117 103V102H116ZM148 103H149V101H148ZM168 103V102H167ZM175 103V102H174ZM208 103V102H207ZM209 103H211V102H209ZM238 103V100L236 101V104ZM251 103V102H250ZM12 103H10V105H11ZM14 104V103H13ZM16 104V103H15ZM21 104V103H20ZM19 104V105H20ZM49 104V103H48ZM58 104V103H57ZM63 104V103H62ZM62 104L60 105V106H62ZM96 104H97V102H96ZM99 104H100V102H99ZM99 104H98V106H96V110L97 109H99ZM111 104V103H110ZM113 104V103H112ZM125 104V103H124ZM140 104V103H139ZM150 104H151V102H150ZM150 104H147V101H146V103L145 102H143L142 101V106L140 105V107H142L143 109H144V107H146L145 105H147V107L149 108V105ZM177 104V103H176ZM1 105V104H0ZM3 105V104H2ZM26 105V104H25ZM47 105V104H46ZM101 105V104H100ZM117 105V104H116ZM130 105V104H129ZM134 104H132V106H133ZM144 105V106H143ZM159 105V104H158ZM175 105V104H174ZM203 105H204V107H203ZM7 106H9V105H7ZM18 106V105H17ZM59 106V105H58ZM80 106H86V104L85 105H80ZM106 106V105H105ZM104 106V107H105ZM109 106V105H108ZM110 106H112V105H110ZM131 106V109L133 110V112L134 113H138V111H137V107L136 106H138V109H139V105L137 104L136 106H133L132 107ZM157 106V105H156ZM176 106H178V105H176ZM214 106V105H213ZM237 106H238V104H237ZM3 107V106H2ZM33 107V109H34V111L36 110V107H34V106H32ZM56 107V106H55ZM107 107V106H106ZM113 107V106H112ZM116 107V106H115ZM125 107V106H124ZM124 107H120L122 110H123V108ZM135 107H136V110H135ZM146 107V108H147ZM181 107V105H179L178 107H177V109L179 110V108ZM183 107V106H182ZM192 107V108H191ZM4 109L3 110H5L6 109V106L4 105V107H3ZM23 109L25 108V106L24 107H22ZM46 108V107H45ZM68 108V107H67ZM89 108V107H88ZM88 108H87V110H88ZM229 108V107H228ZM234 108V107H233ZM8 109V108H7ZM10 109H11V107H10ZM19 109V108H18ZM30 109V108H29ZM50 109V108H49ZM64 109V108H63ZM101 109V108H100ZM99 109V110H100ZM115 108H113V111L112 112H114L115 114H116V109L114 110ZM119 109V108H118ZM125 109V108H124ZM126 109H127V107H126ZM130 108H128V110H129ZM152 109V108H151ZM177 109H176V111H177ZM219 109V108H218ZM31 110H32V108H31ZM61 110V109H60ZM95 110V111H96ZM103 110V109H102ZM106 110V109H105ZM108 110V109H107ZM121 110V111H122ZM142 110V109H141ZM173 110V109H172ZM210 110H211V108H210ZM11 112H12V110H10ZM18 111V110H17ZM90 111V110H89ZM121 111H119L118 113H120ZM129 111H131V110H129ZM145 111V110H144ZM232 111V110H231ZM7 112V111H6ZM15 112V111H14ZM14 112H12V114H14ZM25 112V111H24ZM23 112V113H24ZM28 112V111H27ZM36 112V111H35ZM83 112V111H82ZM91 112H92V109H91ZM98 112V111H97ZM100 112H102V111H100ZM165 112V111H164ZM173 112V111H172ZM204 112V111H203ZM227 112H229V109H228V111ZM4 113V112H3ZM2 113V114H3ZM17 113V112H16ZM15 113V114H16ZM29 113V112H28ZM56 113V112H55ZM55 113H54V115H55ZM68 112H66L65 113V115L67 114ZM107 113V112H106ZM121 113H123V112H121ZM120 113V114H121ZM131 113V112H130ZM142 113V112H141ZM177 113H178V111H177ZM188 113V112H187ZM218 113V112H217ZM223 113V114H222ZM19 114V118H18V115H14V116H16L17 118H18V120H20L21 121V116H23V120L26 118H29V119H31L30 117H25V115L23 114V115H21L20 113H18ZM30 115H31V112L29 113ZM45 114V113H44ZM43 114V115H44ZM57 114V113H56ZM119 114V115H120ZM136 114H134L135 115V118H133V122H137L138 121V119H137V117L136 116H138V115H136ZM182 114V113H181ZM183 114H185L184 113V111H183ZM197 114V115H196ZM213 114V113H212ZM215 114V113H214ZM220 114V113H219ZM218 114V115H219ZM221 116L219 115V118H221V119H219V118H217V119H219V121H222V122H224L225 121V117H226V120H227V118H228V115H226L225 116V114H224V110H223V112H221ZM4 115V114H3ZM36 115V114H35ZM50 115V114H49ZM54 115L52 114L51 115V117L50 118H52V117H54ZM63 115V114H62ZM72 115V114H71ZM113 115V114H112ZM131 115V114H130ZM134 115H133V117H134ZM141 115V114H140ZM149 115V114H148ZM170 115H172L171 113H170ZM204 115V114H203ZM225 117H224V116ZM235 115V113L232 115V116H234ZM37 116H38V113H37ZM67 116L68 115H66V117L65 118H67ZM107 116H108V113H107ZM123 116L124 117H126V114H123ZM132 116V115H131ZM185 115H183L182 117H184ZM200 116H202V115H200ZM222 116H223V118H222ZM232 116H231V118H232ZM8 117V116H7ZM13 117V116H12ZM16 117H13L14 119L16 118ZM25 117V118H24ZM41 117V116H40ZM56 117V116H55ZM73 117H75V116H73ZM92 117V116H91ZM111 117V116H110ZM147 117V116H146ZM145 117V118H146ZM157 116H155V118H156ZM182 117L180 118H178V121H184V120H182ZM16 118V119H17ZM33 119L35 118V117H32ZM38 118H39V116H38ZM43 118V117H42ZM64 118V117H63ZM76 118V117H75ZM105 118V117H104ZM138 118H139V116H138ZM150 118V117H149ZM158 118V117H157ZM163 118H164V116H163ZM230 118V119H231ZM36 119V118H35ZM46 119V118H45ZM45 119L43 120L44 122H46L45 121ZM57 119V118H56ZM60 119V118H59ZM72 119V118H71ZM102 119V118H101ZM107 119H109L110 120V118H109V116L107 117ZM112 119V118H111ZM144 119V118H143ZM177 119V118H176ZM184 119V118H183ZM212 119V118H211ZM233 119V118H232ZM234 119H235V117H234ZM9 120V119H8ZM22 120V121H23ZM38 120V119H37ZM39 120H41V118H39ZM47 120V119H46ZM80 120V119H79ZM79 120H78V122H79ZM89 120V119H88ZM103 120V119H102ZM115 120H117L116 118H115ZM122 120V119H121ZM135 120V121H134ZM168 120H169V118H168ZM166 121V124H167V122H168V124L167 125H169L170 124V122L169 121H171V120H169V121ZM213 120H214V118H213ZM229 120V119H228ZM4 121V120H3ZM14 121V120H13ZM27 121H29V120H27ZM49 121V120H48ZM54 121V120H53ZM52 121V122H53ZM69 121V120H68ZM75 121V120H74ZM77 121V120H76ZM91 121H93V119L91 120ZM111 121V120H110ZM118 121V120H117ZM126 122H125V125H124V118H123V120H122V126H121V128H123V129H121L120 131H118L119 133L117 134L116 132H113L112 130H114L113 128H115L113 125H111L110 127V130L112 131V133H110L109 135H110V137H109V135H106V136H108V138L110 139V141H109V139H106V140H108V141H106V142H111L112 141V139H114V137H115V139H117L118 138V136L119 135H121V134H123L124 133V131L125 132H127L128 131V129L130 130V129H132L131 131H129L132 135H131V140L130 139H128L129 140V145L131 144L130 142L132 141V142H134V140L135 139H139V138H136V137H140V135L138 136V132H137V130L135 129V127H136V125H137V129L138 130H140L139 131V134H140V132H141V129H142V125H139L138 124V122L136 123H134L133 125H134V127L132 126V128L130 127H128V126H126V124H127V120H125ZM147 121H148V118H147ZM150 121V120H149ZM155 121V120H154ZM209 121V120H208ZM207 121V122H208ZM212 121V120H211ZM219 121H218V123H219ZM1 123H2V120L0 121ZM62 122H63V119H62ZM98 122H100V121H98ZM107 122V121H106ZM113 122H114V120H113ZM129 122H130V120H129ZM206 121H202V124L203 123H207ZM210 122V121H209ZM226 122H228V121H226ZM232 122V121H231ZM235 122V121H234ZM33 123V122H32ZM54 123H55V121H54ZM58 123H60V122H58ZM76 123V122H75ZM93 123V122H92ZM101 123H102V121H101ZM104 123V122H103ZM116 123V122H115ZM120 123V122H119ZM140 123V122H139ZM175 123V122H174ZM230 123V122H229ZM24 124H26L25 122H24ZM40 124H42V123H40ZM45 124V123H44ZM48 124V123H47ZM63 124H64V122H63ZM107 125L109 124V123H106ZM114 124V123H113ZM178 124V123H177ZM223 124V123H222ZM13 125V124H12ZM15 125V124H14ZM32 125V124H31ZM57 125V124H56ZM59 125V124H58ZM67 125V124H66ZM72 125H74V124H72ZM83 125V124H82ZM128 125V124H127ZM144 125V124H143ZM201 125V124H200ZM227 125H228V123H227ZM11 126V125H10ZM19 126V125H18ZM42 126V125H41ZM49 125H47V127H48ZM51 124H50V128H47V130L45 129V128H42V129H44V130H46L45 131V134L48 136L49 135V137L51 136ZM65 126V125H64ZM69 126V125H68ZM76 126L77 125H75V127H74V129L76 128ZM88 126V125H87ZM101 126V125H100ZM109 126V125H108ZM113 126V127H112ZM117 126V125H116ZM125 126L126 127H128V128H125ZM141 126V127H140ZM215 126V125H214ZM14 127V130L17 128L16 126H13ZM27 127V126H26ZM97 127V126H96ZM144 127H145V125H144ZM163 127H166L165 126V124H164V126ZM182 127V125L179 127V128H181ZM231 127H232V125H231ZM11 128V127H10ZM33 128H34V126H33ZM61 128V127H60ZM69 128H71V127H69ZM82 128V127H81ZM103 128H105V126L103 127ZM107 128H109V127H107ZM139 128H141V129H139ZM178 128V129H179ZM30 129V128H29ZM36 129V128H35ZM65 129V128H64ZM66 129H68V128H66ZM65 129V130H66ZM78 129V128H77ZM82 129H84V128H82ZM119 129V128H118ZM124 129H127V131L126 130H124ZM211 129H213V128H211ZM256 129V128H255ZM16 130H22V129H16ZM15 130V131H16ZM37 130V129H36ZM41 130V129H40ZM70 130V129H69ZM68 130V131H69ZM108 130V129H107ZM110 130H108V133H109V131ZM168 130L169 129H167V133H169L168 132ZM195 130H197L196 132H195ZM10 131L12 132L13 130H11L10 129ZM23 131H26V129L24 128V130ZM31 131V130H30ZM54 131H56V130H54ZM61 131H63V129L61 130ZM68 131H67V133H68ZM74 131V130H73ZM75 131H76V129H75ZM82 131V130H81ZM85 131V130H84ZM99 131V130H98ZM106 130H104L103 132H105ZM133 131H135L136 133H137V136L136 135H134L133 136V134H136V133H134ZM174 131V130H173ZM172 131V132H173ZM177 131H179V130H177ZM18 132V131H17ZM39 132V131H38ZM44 132V131H43ZM66 132V131H65ZM79 132H80V130H79ZM97 132V131H96ZM19 133V132H18ZM29 133V132H28ZM71 133V132H70ZM76 133H77V131H76ZM108 133H106V134H108ZM114 133H116L115 134V136H114ZM176 133H179V132H175V134ZM181 133V132H180ZM196 133V134H195ZM213 133H215V132H213L212 131V134ZM244 133V132H243ZM27 134V133H26ZM43 134V133H42ZM41 134V135H42ZM72 134H75V133H72ZM113 134V138H112V135ZM125 134V133H124ZM129 134V133H128ZM170 134V133H169ZM168 134V135H169ZM186 134V133H185ZM211 134V135H212ZM233 134H235V133H232V135ZM44 135V134H43ZM46 135H44V136H46ZM61 135V134H60ZM59 135V137H61ZM85 135V134H84ZM95 135H96V133H95ZM118 135V136H117ZM144 135V134H143ZM168 135H166V136H168ZM36 136V135H35ZM53 136V135H52ZM52 136H51V138H52ZM80 136V135H79ZM81 136H82V133H81ZM93 136V135H92ZM105 136V135H104ZM129 136V135H128ZM135 138H133V137ZM153 136V135H152ZM170 136V135H169ZM55 136H53V138H54ZM70 137V136H69ZM97 137H98V133H97ZM97 137H94L95 139H100L99 137L97 138ZM117 137V138H116ZM121 137H123V136H121ZM209 137V136H208ZM33 138V137H32ZM35 138V137H34ZM57 138H58V135H57ZM56 138V139H57ZM62 139L61 140H63V141H65L66 140V136H63V137H61ZM75 138V137H74ZM84 138V137H83ZM93 138V137H92ZM107 138V137H106ZM128 138V137H127ZM175 138V137H174ZM185 138H188V136L186 135L185 136ZM73 139V138H72ZM78 139V138H77ZM114 139V140H115ZM140 139H141V137H140ZM139 139V140H140ZM153 139H154V137H153ZM165 139H166V137H165ZM207 139V138H206ZM34 140V139H33ZM32 139H31V142L33 141ZM47 140V139H46ZM60 139L58 140V141H61ZM85 140V139H84ZM83 140V141H84ZM87 140H91L90 138L89 139H87ZM87 140H85V141H87ZM139 140H135V141H138L139 142ZM143 140V139H142ZM151 140H152V138H151ZM181 140H183V138H181ZM211 140V139H210ZM42 141V140H41ZM53 141V140H52ZM51 141V142H52ZM67 141V140H66ZM74 140H72L71 141V139L69 140V143H72ZM157 141V140H156ZM161 141V140H160ZM164 140H162V142H163ZM184 141V140H183ZM182 141V142H183ZM185 141L186 142H189V138L188 139H185ZM221 141H222V138H221V140L219 141V144H221ZM14 142V141H13ZM30 142V143H31ZM68 142V141H67ZM104 141H100V143L99 142H97V144L95 143V147H93V144H92V141L91 142H87V143H91V151L93 150V148H94V151H92V154L93 153H96V152H99L98 154H101L102 155V152H103V150H104V152H109V153H112V154H114L116 151H113L112 149H118V147H121V146H118V145H120L119 143H118V145H116L117 143L116 142H114V141H112V145H113V147L111 146V147H109V149L108 148H102L103 146H105L106 147V145H104L105 143H103ZM118 142V141H117ZM127 143H128V141H126ZM143 142V141H142ZM149 142H151V141H149ZM148 142V143H149ZM203 142V141H202ZM207 142L209 143H211V141H209V140H207ZM25 143V142H24ZM27 143V142H26ZM66 143V142H65ZM74 143V142H73ZM72 143V144H73ZM85 143V142H84ZM122 143V142H121ZM147 143V144H148ZM152 143V142H151ZM154 143V142H153ZM153 143H152V145H153ZM158 143V142H157ZM175 143V142H174ZM184 143L185 142H183L182 144H183V147H184ZM201 143V142H200ZM31 144H33V143H31ZM45 144V143H44ZM48 144H49V142H48ZM64 144V143H63ZM86 144V143H85ZM103 144V145H102ZM111 144V143H110ZM109 144V145H110ZM150 144V143H149ZM148 144V145H149ZM156 144V143H155ZM160 143H158V145H159ZM197 144V143H196ZM198 144H199V142H198ZM196 145V147H193V146H191L190 147V149H189V151H188V157H189V162H190V164L192 165L193 164V167H194V165L195 164H199V163H202L201 162V159H203L204 158V156L206 155V152H205V155L203 156V154L201 155V153H200V156L198 157V149H197V146L199 147V145ZM27 145V144H26ZM102 145V146H101ZM122 145H123V143H122ZM124 145H127L128 146V144H125V142H124ZM123 145V146H124ZM29 146H31V145H29ZM88 146V145H87ZM96 146L98 147L97 149H96ZM118 146V147H117ZM127 146H125V147H121V148H127ZM132 146V145H131ZM195 146V145H194ZM210 146V145H209ZM208 146V148H212V147H209ZM23 147H24V144H23ZM47 147V146H46ZM99 147H101L102 148V151H101V148H99ZM145 147H148L147 145L145 146ZM153 147V146H152ZM178 147V146H177ZM30 148V147H29ZM70 148V147H69ZM120 148V149H121ZM154 148V147H153ZM159 146H157V148H156V150L157 151H155V154L157 155V153H158V150H159V152L160 151H163L162 150V148L160 147L159 149ZM219 148H220V145H219ZM28 149V148H27ZM53 149V148H52ZM96 149V150H95ZM107 151H106V150ZM111 149V150H110ZM144 149V148H143ZM142 149V150H143ZM169 149V148H168ZM213 149V148H212ZM19 151L21 150V149H18ZM56 150V149H55ZM87 150V149H86ZM88 150H90V149H88ZM101 152H100V151ZM164 150H167L166 148L164 149ZM200 150H201V148H200ZM256 150V149H255ZM257 150H260V148H258ZM22 151V150H21ZM96 151V152H95ZM213 151H215L214 149H213ZM18 152V151H17ZM86 152V151H85ZM85 152H83V153H85ZM118 152V151H117ZM125 152H127V151H125ZM143 152H144V150H143ZM157 152V153H156ZM173 152V151H172ZM202 152V151H201ZM210 152V151H209ZM218 152V151H217ZM19 153V152H18ZM80 153V152H79ZM88 153V152H87ZM86 153V154H87ZM138 153H140V152H138ZM152 153V152H151ZM150 153V155L152 156L153 154H151ZM255 153H258L259 155H257L258 156V161H256V162H258L259 164H257V165H259L260 166V164H261V166H260V169L262 168V169H264V152H262V153H259V152H255ZM11 154V153H10ZM31 154V153H30ZM62 154V153H61ZM108 154V153H107ZM122 154L123 153H121V156H122ZM135 154V153H134ZM137 154V153H136ZM154 154V155H155ZM178 154V153H177ZM18 155V154H17ZM63 155H64V153H63ZM80 155H81V153H80ZM104 155V154H103ZM111 155V154H110ZM138 155H140V154H138ZM155 155V156H156ZM179 155H181L182 156V154H180V152H179ZM25 156H27V155H25ZM29 156V155H28ZM61 155H59V157H60ZM65 156V155H64ZM85 156V155H84ZM96 156V155H95ZM100 156V155H99ZM99 156H97V158H99ZM114 156V155H113ZM121 156H120V160H124V158H125V160L127 161V158L126 157H123V159L121 158ZM127 156V155H126ZM147 156V155H146ZM166 156H167V154H166ZM180 156V157H181ZM203 157V158H200V157ZM216 156H217V153H216ZM254 156V155H253ZM66 157V156H65ZM86 157V156H85ZM89 157V156H88ZM91 157V156H90ZM140 157H141V155H140ZM207 157V156H206ZM214 157V159H215V156H213ZM28 158V157H27ZM63 157L61 156L60 157V160L62 159ZM82 158V157H81ZM94 158V157H93ZM96 157H95V159H97ZM102 158V157H101ZM101 158H99L100 160H101ZM144 158H145V156H144ZM149 158V157H148ZM164 158H166V157H164ZM84 159V158H83ZM88 159V158H87ZM109 159V158H108ZM44 160V159H43ZM46 160V159H45ZM92 160V159H91ZM114 160H116V159H114ZM130 159H128V161H129ZM140 160V159H139ZM139 160H137V162L139 161ZM148 160V159H147ZM146 160V165H147V161ZM165 160V159H164ZM181 160V159H180ZM180 160L178 161L179 163V165H180V163H183L182 161L180 162ZM204 160V159H203ZM223 160V159H222ZM53 161V160H52ZM63 161V160H62ZM75 161H78V160H75ZM88 161V160H87ZM119 161V160H118ZM125 161V162H126ZM177 161V160H176ZM221 161V160H220ZM15 162H16V160H15ZM88 162H90V160L88 161ZM93 162V161H92ZM103 162V161H102ZM101 162V163H102ZM121 162V161H120ZM120 162H118L117 164L119 165V163ZM129 162H132V161H129ZM144 162V161H143ZM160 163H162V162H164L163 160H162V162L161 161H159ZM173 162H174V160H173ZM204 162V161H203ZM205 162L207 163L208 161H207V159L205 160ZM53 163V162H52ZM76 163V162H75ZM86 163V162H85ZM94 163V162H93ZM100 163V164H101ZM126 163H128V162H126ZM158 163V162H157ZM159 163V164H160ZM17 164V163H16ZM95 164V163H94ZM97 164V163H96ZM96 164H95V166H96ZM100 164H99V166H100ZM110 164V163H109ZM176 165H177V163H175ZM19 165V164H18ZM17 165V166H18ZM80 165V164H79ZM87 165V164H86ZM90 165V164H89ZM98 165V164H97ZM117 165V166H118ZM126 165V164H125ZM153 165H155V163L153 164ZM176 165H174V167L176 166ZM182 165V164H181ZM180 165V166H181ZM184 165V164H183ZM205 165V164H204ZM203 165V166H204ZM216 165V164H215ZM17 166H15V167H17ZM106 166V165H105ZM120 166H121V164H120ZM159 166V165H158ZM91 167V166H90ZM89 167V168H90ZM94 167V166H93ZM110 167V166H109ZM155 167H157V165L155 166ZM58 168H59V166H58ZM87 168V167H86ZM85 168V169H86ZM154 168V167H153ZM159 168V167H158ZM168 168V167H167ZM192 168V167H191ZM190 168V169H191ZM196 168V167H195ZM193 169V170H196V169ZM198 168V167H197ZM201 168V167H200ZM60 169V168H59ZM92 169H94V168H92ZM95 169H98L99 170V168H96L95 167ZM137 169V168H136ZM165 169V168H164ZM164 169L163 170H161V171H163V173H164ZM185 169V168H184ZM22 170H23V168H22ZM58 170V169H57ZM63 170V169H62ZM127 170V169H126ZM138 170V169H137ZM136 170V171H137ZM159 170V172H161ZM174 170V169H173ZM193 170H191V173H192V171ZM200 170H202V169H200ZM151 171V170H150ZM167 171V172H166ZM59 172H61V171H59ZM81 172H84V171H81ZM80 172V173H81ZM92 172L93 171H91V172H89L90 174H92ZM156 172H157V169H156ZM165 172L166 173H168L169 171L168 170H166L165 169ZM179 172V170H177V173ZM204 172V171H203ZM257 172V171H256ZM255 172V173H256ZM49 173V172H48ZM46 174V175H49V174H51L52 175V172L50 171V173L49 174ZM63 173V172H62ZM85 173H87V171L85 172ZM84 173V174H85ZM88 173V174H89ZM155 173V172H154ZM163 173H161V174H163ZM172 173V172H171ZM189 173V172H188ZM187 173V174H188ZM38 174V173H37ZM56 175H57V172L55 173ZM64 174V173H63ZM68 174H70V173H68ZM83 174V175H84ZM88 174H85V175H88ZM156 174V173H155ZM160 174V175H161ZM169 174H170V172H169ZM186 174V173H185ZM190 174V173H189ZM8 175V174H7ZM45 175V176H46ZM58 175H59V173H58ZM71 175V174H70ZM82 175V174H81ZM92 175H94V173L92 174ZM142 175V174H141ZM153 175V174H152ZM171 175H173L172 177H174L175 175L177 176V174L175 173V174H170V176ZM129 176V175H128ZM156 176V175H155ZM163 176H165V177H168L167 175H165V174H163ZM162 176V177H163ZM186 176V175H185ZM37 177H39V175L37 176ZM55 177V176H54ZM159 177H161V176H159V175H157V179L159 178ZM160 178V179H164L165 177H163V178ZM210 177V176H209ZM45 178V177H44ZM66 178H68V176L66 177ZM113 178H114V176H113ZM175 178V177H174ZM177 178V177H176ZM51 179H53V178H51ZM132 179V178H131ZM154 179H156V178H154ZM182 179H185V178H182ZM25 180V179H24ZM54 180H57V179H54ZM69 180V179H68ZM150 180V179H149ZM149 180H147V181H149ZM153 180V179H152ZM151 180V181H152ZM159 180V179H158ZM191 180V179H190ZM190 180L188 179V181L187 182H190ZM39 181V180H38ZM41 181H43V179L41 180ZM46 182H47V180H45ZM44 181V182H45ZM59 181V180H58ZM67 181V180H66ZM65 181V184H67V183H69V181H67L66 182ZM97 181V180H96ZM157 181V180H156ZM175 181V180H174ZM173 181V182H174ZM177 181V180H176ZM53 181L51 180L50 181V179H49V182H47L46 184H48V183H50L51 185L55 182H53ZM62 182V181H61ZM61 182H59L60 184H61ZM134 182V181H133ZM141 182V184H144L145 182H146V180L145 181H140ZM143 182V183H142ZM194 182V181H193ZM254 182V181H253ZM139 183V182H138ZM158 183V182H157ZM167 183V182H166ZM169 183V182H168ZM182 183V182H181ZM180 183V184H181ZM41 184V183H40ZM56 184H57V182H56ZM59 184V185H60ZM64 184V185H65ZM146 184V183H145ZM171 184H173L172 182H171ZM175 185H176V183H174ZM183 184V186H186L187 185V183H182ZM58 185V184H57ZM57 185H55L56 186V190L58 191L60 188L57 186ZM69 184H67V186H68ZM149 185V184H148ZM161 185H163V184H161ZM160 185V186H161ZM170 185V184H169ZM179 185V184H178ZM23 186L24 185H22V186H20L21 188H23ZM26 186V185H25ZM24 186V187H25ZM54 186V185H53ZM60 186H62V184L60 185ZM174 186V185H173ZM183 186H182V188H183ZM189 185H187V188L190 190V188L188 187ZM190 186H192V185H190ZM63 187V186H62ZM167 187V186H166ZM161 188H162V186H161ZM170 188H172V187H170ZM191 188H194V187H191ZM196 188V187H195ZM20 189V188H19ZM184 189H186V187L185 188H183V192H182V190H181V187H179V190H180V192L183 194L185 191L186 192H189V190L187 189V190H184ZM162 191H163V189H161ZM172 190V189H171ZM25 190H23V192H24ZM56 191V192H57ZM68 191V189L66 190V192ZM74 191V190H73ZM177 191V190H176ZM191 191V190H190ZM247 191V190H246ZM59 193H54V194H56V195H58V194H60V192L61 191H58ZM70 192V191H69ZM68 192V193H69ZM169 192V191H168ZM180 192H178V194L180 193ZM192 192H193V190H192ZM43 193H45V192H43ZM162 193V192H161ZM28 194H29V192H28ZM27 193H26V196H27V198H29L32 202H34L35 201V199H31V196H29ZM172 194V193H171ZM175 195H176V193H174ZM187 194V193H186ZM191 194V193H190ZM189 193L187 194V195H185V196H188V198H187V200L189 199V195H190ZM42 195V194H41ZM53 195V194H52ZM56 195H54V196H56ZM197 196V195H196ZM42 198H39V200H42V199H44L45 197H48L47 195L45 196H41ZM161 197V196H160ZM159 197V198H160ZM195 197V196H194ZM37 198V197H36ZM55 198H57V199H55ZM193 198V197H192ZM47 199V198H46ZM54 199L55 200H57L56 202H60V200H58V197H54ZM60 199V198H59ZM185 199H186V197H185ZM194 199V198H193ZM197 199H199V198H197ZM54 200V201H55ZM160 200V199H159ZM168 200V199H167ZM194 200H196V199H194ZM107 201V200H106ZM189 201V200H188ZM190 201H191V199H190ZM189 201V202H190ZM197 201V200H196ZM39 202V201H38ZM145 203V202H144ZM28 204H31V203H28ZM68 204V203H67ZM191 204V203H190ZM39 206V205H38ZM239 206H241V205H239ZM72 207V206H71ZM70 207V208H71ZM80 207V206H79ZM238 208V207H237ZM16 212V211H15ZM19 212V211H18ZM137 212H138V210H137ZM12 215V214H11ZM78 216V215H77ZM142 218V217H141ZM140 226V225H139ZM138 226V227H139ZM153 236V235H152ZM67 238V237H66ZM65 238V239H66ZM183 238V237H182ZM185 240V239H184ZM202 240V239H201ZM15 242V241H14ZM7 244V243H6ZM6 244H5V249H6ZM4 245V244H3ZM12 245V244H11ZM41 245V244H40ZM8 246V245H7ZM0 247H2V246H0ZM12 247V246H11ZM8 249H9V247H7ZM1 250H4L3 249V247H2V249ZM20 250V249H19ZM22 252H23V250H22ZM43 252H48V251H44L43 250ZM42 252V253H43ZM39 254V255H44L43 256V259L44 258H46V257H48L47 256V254L45 253H43V254ZM39 257V256H38ZM149 257V256H148ZM39 258H41V257H39ZM48 258H50V257H48ZM148 259V258H147ZM48 260V259H47ZM35 261V260H34ZM38 261V260H37ZM39 261L41 262V260L39 259ZM53 262V261H52ZM37 263V262H36ZM43 263H45L44 261H43ZM42 263V264H43ZM54 263V262H53ZM146 264V263H145ZM155 264V263H154Z\"/></svg>", "mask_w": 264, "mask_h": 264}]
</instances>
